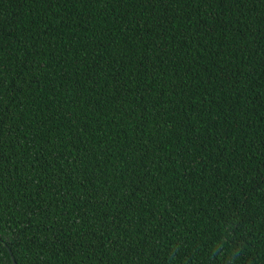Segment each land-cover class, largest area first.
<instances>
[{"label": "trees", "instance_id": "16d2710c", "mask_svg": "<svg viewBox=\"0 0 264 264\" xmlns=\"http://www.w3.org/2000/svg\"><path fill=\"white\" fill-rule=\"evenodd\" d=\"M11 255L264 264V0H0Z\"/></svg>", "mask_w": 264, "mask_h": 264}, {"label": "water", "instance_id": "95a60500", "mask_svg": "<svg viewBox=\"0 0 264 264\" xmlns=\"http://www.w3.org/2000/svg\"><path fill=\"white\" fill-rule=\"evenodd\" d=\"M9 251H10V250H9ZM11 260H12V264H18V263L15 261L13 255H11Z\"/></svg>", "mask_w": 264, "mask_h": 264}]
</instances>
